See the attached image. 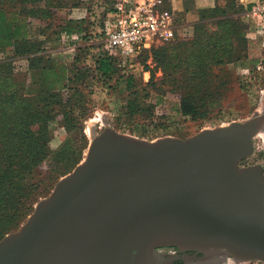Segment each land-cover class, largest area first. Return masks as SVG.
<instances>
[{"label": "water", "instance_id": "obj_1", "mask_svg": "<svg viewBox=\"0 0 264 264\" xmlns=\"http://www.w3.org/2000/svg\"><path fill=\"white\" fill-rule=\"evenodd\" d=\"M264 112L182 138L108 127L84 160L0 241V264L264 263V170L242 166Z\"/></svg>", "mask_w": 264, "mask_h": 264}, {"label": "trees", "instance_id": "obj_2", "mask_svg": "<svg viewBox=\"0 0 264 264\" xmlns=\"http://www.w3.org/2000/svg\"><path fill=\"white\" fill-rule=\"evenodd\" d=\"M120 1L1 0L0 53L5 59L0 60V240L33 212L42 197L46 179L41 181L38 173L44 163L50 173L48 179L66 168L69 160H74L76 165L80 163L81 153L78 155L74 140H68L57 151L49 147L52 139L49 125L59 120L68 129L74 125L76 104L83 98L86 104L91 98L86 80L103 82L114 93L118 92L124 98L122 110L129 119L154 122L157 105L145 103L150 97L145 87L152 79L144 87L139 85L118 57L104 51L100 33L103 20ZM65 8L84 10L85 17L57 27L61 28L57 33L60 41L67 35L77 37L80 42L71 43L77 44L80 55L72 63L60 65L59 58L55 61L54 56L42 51L30 18L47 21L53 18L55 10ZM241 10L232 0L224 8L216 4L203 9L194 24L192 40L177 37V42L155 51V61L164 73L159 96L167 92L178 94L184 117L205 119L221 100L220 90L225 83L222 79L217 83L213 71L240 61L234 43L245 41L244 31L249 27L239 24L232 14ZM212 25L215 30L206 36ZM253 46L249 41L248 60L263 75L264 49L262 56L251 59L249 50ZM19 60L26 61L25 72L18 71ZM57 65L64 69L61 73H57ZM69 70L74 76L65 78L64 72ZM245 80L242 87L251 82L248 77Z\"/></svg>", "mask_w": 264, "mask_h": 264}, {"label": "rangeland", "instance_id": "obj_3", "mask_svg": "<svg viewBox=\"0 0 264 264\" xmlns=\"http://www.w3.org/2000/svg\"><path fill=\"white\" fill-rule=\"evenodd\" d=\"M74 1L77 2L78 0ZM228 1L231 0H218L216 4L224 8ZM232 1L237 8H243V10L239 12H233L232 17L236 19L239 24L247 28L249 27V29L244 31L246 37L245 41L241 40L234 43L235 52L240 57V61L227 64L222 68H215L213 71L215 77H217V79H215L217 83L222 79L225 86L220 90L221 100L217 107L213 109L211 115L205 119L192 120L190 117H184L180 113V99L178 94L167 92L165 96H159V90L163 91L161 84L164 83V73L156 63L154 53L169 44L177 42L176 39L163 41L156 44L151 50L142 52L140 56L138 55L132 58L129 64H127V71L136 77V82L139 83V85L144 87L146 86L145 83H147V81L151 82L150 78L152 79V83H150L148 87H145V89L147 88L146 91L150 93V97L145 103L157 105L154 111V122H147L143 118L129 119V116L122 110L124 98H121L118 92L114 93L113 90L109 89V86L105 85L103 82L88 79L86 83L90 85V87L87 88V92L89 91L91 93V98H88L89 102L85 104L84 102L86 100L83 98L76 104L74 125H72L70 129L60 120L50 123L49 129L52 134V139L49 142V147L53 151H57L68 140H74L75 147L78 149V155L81 153V163L85 158L93 137L108 127L115 129L119 133L147 141H156L166 137L185 139L200 131L226 126L236 121L247 120L256 114L264 112V74L260 75L257 73L253 64L248 60V42L253 41L254 35L250 28L251 23L255 24V21L251 18L249 19L247 13L254 11L256 5L251 4L252 8H249L251 5L245 4L242 0ZM2 3L0 0V6ZM95 11L99 12V10ZM81 15H85L84 10L78 8H65L55 10L53 18L47 21H35L30 18L32 27L36 30L34 36L41 41L40 47L42 51L46 54H51L52 57L54 56L52 59L55 61L57 60L56 58H59L60 65H62L61 63L63 62L68 64L73 62L74 57L79 54L76 50V46L80 42H78V40H76L77 37H75L77 44L65 47L63 42L58 39L57 33L61 28L57 27L63 26L64 23L71 19H81ZM176 23L179 27L178 37L180 39L192 40L194 38V24L190 27H186L182 26L179 20H177ZM214 30L215 26H210L209 31L206 32L205 35L208 36L212 34ZM249 55L251 59L256 58L257 55H259L258 49H255V46H253L251 50H249ZM2 59H5V55L0 53V60ZM89 60L92 65L93 61L91 59ZM16 67L18 71L25 72L27 63L25 60H19L16 63ZM62 69V66L57 65V73H61L60 71ZM64 74L65 78L74 76V72L71 70L65 71ZM247 77L251 79V82H248L246 87H242L241 84L243 81H246L245 79ZM74 84L77 85V82ZM78 165L74 163V160H69L66 164V168L61 169L58 174L48 179L50 173L47 164L44 163L38 173L41 181L46 179L45 183L42 185L43 194L39 201L48 197L54 190L58 181L70 174ZM241 165H259L264 170V138H255L253 155L244 160ZM30 215L23 220L16 229L5 236L19 230ZM227 261L226 264H264L262 262L239 263L233 259H227ZM192 264L200 263L193 262Z\"/></svg>", "mask_w": 264, "mask_h": 264}, {"label": "built area", "instance_id": "obj_4", "mask_svg": "<svg viewBox=\"0 0 264 264\" xmlns=\"http://www.w3.org/2000/svg\"><path fill=\"white\" fill-rule=\"evenodd\" d=\"M247 16L256 21L252 43L262 56L264 3H258ZM100 33L103 34L104 51L118 57L125 67L132 58L151 50L156 44L175 40L178 26L173 12L166 8V0H122L106 15ZM74 40L75 37L62 36L66 47Z\"/></svg>", "mask_w": 264, "mask_h": 264}, {"label": "crops", "instance_id": "obj_5", "mask_svg": "<svg viewBox=\"0 0 264 264\" xmlns=\"http://www.w3.org/2000/svg\"><path fill=\"white\" fill-rule=\"evenodd\" d=\"M247 5H256L260 0H242ZM167 10L173 12L176 21L179 20L182 26L190 27L199 20V13L203 9L213 8L216 5L215 0H166ZM81 15L80 18H84ZM256 23V21H255ZM255 24L251 23V32H254ZM179 30V27H178ZM254 34V33H253ZM255 36L253 35V38Z\"/></svg>", "mask_w": 264, "mask_h": 264}, {"label": "flooded vegetation", "instance_id": "obj_6", "mask_svg": "<svg viewBox=\"0 0 264 264\" xmlns=\"http://www.w3.org/2000/svg\"><path fill=\"white\" fill-rule=\"evenodd\" d=\"M166 254L176 257L173 264H192L193 263V252H182L177 248H165L162 249Z\"/></svg>", "mask_w": 264, "mask_h": 264}, {"label": "bare ground", "instance_id": "obj_7", "mask_svg": "<svg viewBox=\"0 0 264 264\" xmlns=\"http://www.w3.org/2000/svg\"><path fill=\"white\" fill-rule=\"evenodd\" d=\"M258 137H262L264 138V131L261 132V134ZM228 261L225 258H222L221 260H219L217 263H207V264H226Z\"/></svg>", "mask_w": 264, "mask_h": 264}]
</instances>
